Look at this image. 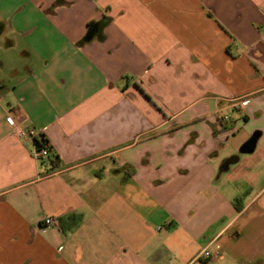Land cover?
Returning <instances> with one entry per match:
<instances>
[{
  "label": "crops",
  "instance_id": "crops-1",
  "mask_svg": "<svg viewBox=\"0 0 264 264\" xmlns=\"http://www.w3.org/2000/svg\"><path fill=\"white\" fill-rule=\"evenodd\" d=\"M0 264H264V0H0Z\"/></svg>",
  "mask_w": 264,
  "mask_h": 264
},
{
  "label": "built area",
  "instance_id": "built-area-1",
  "mask_svg": "<svg viewBox=\"0 0 264 264\" xmlns=\"http://www.w3.org/2000/svg\"><path fill=\"white\" fill-rule=\"evenodd\" d=\"M9 123L12 124L13 127H15L17 129V134L20 136H29L30 134H28L27 131L21 130L16 126V123L14 121V119L9 118ZM32 136V135H31ZM51 154V150L50 148H44V147H39L38 145L36 146L35 152L33 154V156L37 159V160H43V159H48L49 156ZM45 227H50L56 224V219L55 218H47L45 220H43L42 223ZM220 255V251H216V252H212V251H204L203 252V258L206 260H210L212 258L218 257Z\"/></svg>",
  "mask_w": 264,
  "mask_h": 264
},
{
  "label": "trees",
  "instance_id": "trees-1",
  "mask_svg": "<svg viewBox=\"0 0 264 264\" xmlns=\"http://www.w3.org/2000/svg\"><path fill=\"white\" fill-rule=\"evenodd\" d=\"M92 34H93V27L90 28L88 38L89 37L92 38L93 37ZM35 141H36V145H38L39 147L49 148L48 141L45 139V136H42L39 139H36ZM240 201L241 200L239 199L236 202V208L238 211H241L243 209L239 204ZM81 221L82 218L80 216L73 215L71 218H69V220H65V219L60 220V224L64 231H69L72 230L74 227L76 228Z\"/></svg>",
  "mask_w": 264,
  "mask_h": 264
},
{
  "label": "water",
  "instance_id": "water-1",
  "mask_svg": "<svg viewBox=\"0 0 264 264\" xmlns=\"http://www.w3.org/2000/svg\"><path fill=\"white\" fill-rule=\"evenodd\" d=\"M258 137H259L258 135H254L248 143H246L243 147H241L242 154H249L254 151L255 145L258 142ZM235 159L236 158L228 160L225 165L228 166L229 164L233 163Z\"/></svg>",
  "mask_w": 264,
  "mask_h": 264
}]
</instances>
